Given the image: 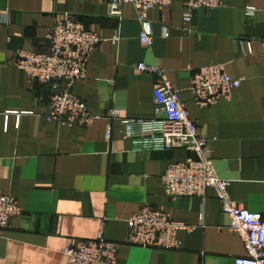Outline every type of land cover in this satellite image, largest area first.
<instances>
[{
    "label": "crops",
    "instance_id": "crops-1",
    "mask_svg": "<svg viewBox=\"0 0 264 264\" xmlns=\"http://www.w3.org/2000/svg\"><path fill=\"white\" fill-rule=\"evenodd\" d=\"M245 7L255 15L245 17ZM184 12L183 0L145 12L152 41L146 46L139 41L142 13L129 4L116 17L105 0H0V194L15 198L20 210L0 241V264H67L66 245L101 230L121 244L120 264H234L245 254L213 190L203 199L165 196L167 166L192 154L161 148L153 97L160 81L137 66L158 65L179 91L233 205L264 214V0H224L217 9L193 11L188 23ZM64 15L102 39L71 88L95 117L84 127L46 121L51 96L63 85L30 83L13 66L17 51L48 52L47 31ZM213 65L242 79L241 86L229 101L198 107L188 88L199 68ZM112 109L122 120L108 118ZM126 119L137 121L129 139ZM143 205L192 228L178 233L180 250L125 244L127 220Z\"/></svg>",
    "mask_w": 264,
    "mask_h": 264
},
{
    "label": "built area",
    "instance_id": "built-area-1",
    "mask_svg": "<svg viewBox=\"0 0 264 264\" xmlns=\"http://www.w3.org/2000/svg\"><path fill=\"white\" fill-rule=\"evenodd\" d=\"M110 16L119 17L124 5H132L142 15L138 18L142 26L139 41L151 46V24L143 14L157 9L161 12L172 0H105ZM185 12L183 21L191 20L193 11L213 10L223 6L224 0H183ZM257 9L245 7L244 15L250 18ZM8 18L5 20L7 21ZM8 22V21H7ZM166 36V29H163ZM48 52L32 53L17 51L13 66L22 70L30 83L51 85L57 89L47 106L46 121L68 127H84L91 124L95 117L87 105L72 94L75 81L85 77L87 63L102 39L77 20L73 15H64L47 31ZM117 39H112L116 43ZM264 57V42H261ZM137 70L156 77L160 83L153 91L154 115L159 127L155 132L164 150L183 148L192 157L182 163L167 166L162 176L164 194L169 199L205 197L211 189L215 192L221 213L229 219L228 230L236 233L243 241L245 254L234 258V264H264V214L236 208L230 200L227 182L222 180L215 169L213 160L208 156V140L201 134L198 125L190 120L183 105L179 102V91L174 90L166 81L163 70L158 65L139 64ZM242 79H233L221 65L203 66L194 73L190 86L193 102L198 107H210L222 101H229L232 93L241 86ZM110 120H122L117 109L109 111ZM134 119L123 121V138L132 135ZM112 138L108 126L106 139ZM20 214L15 198L0 194V241L10 229V222ZM129 246L146 249L178 251L182 241L181 231L191 232L192 228L174 221L170 215L154 210L148 205L141 206L127 220ZM119 243L107 241L102 230L93 240H75L66 245L63 254L67 264H120L117 259Z\"/></svg>",
    "mask_w": 264,
    "mask_h": 264
}]
</instances>
